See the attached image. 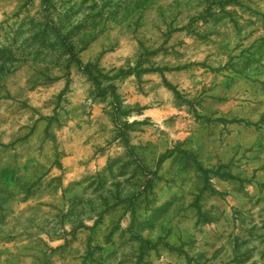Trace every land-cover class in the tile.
<instances>
[{"label": "rangeland", "instance_id": "374dc122", "mask_svg": "<svg viewBox=\"0 0 264 264\" xmlns=\"http://www.w3.org/2000/svg\"><path fill=\"white\" fill-rule=\"evenodd\" d=\"M0 264H264V0H0Z\"/></svg>", "mask_w": 264, "mask_h": 264}, {"label": "trees", "instance_id": "16d2710c", "mask_svg": "<svg viewBox=\"0 0 264 264\" xmlns=\"http://www.w3.org/2000/svg\"><path fill=\"white\" fill-rule=\"evenodd\" d=\"M85 71H86V72L89 74V76H90V72L88 71V67L85 68ZM111 89L114 90V87H111Z\"/></svg>", "mask_w": 264, "mask_h": 264}]
</instances>
